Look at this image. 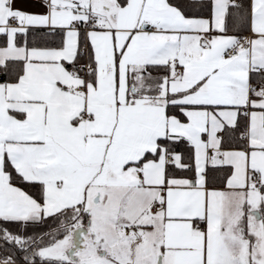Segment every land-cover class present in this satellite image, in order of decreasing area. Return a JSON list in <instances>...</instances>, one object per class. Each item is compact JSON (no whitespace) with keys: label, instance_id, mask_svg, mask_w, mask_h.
I'll return each mask as SVG.
<instances>
[{"label":"snow or ice","instance_id":"obj_1","mask_svg":"<svg viewBox=\"0 0 264 264\" xmlns=\"http://www.w3.org/2000/svg\"><path fill=\"white\" fill-rule=\"evenodd\" d=\"M0 264H264V0H0Z\"/></svg>","mask_w":264,"mask_h":264},{"label":"crops","instance_id":"obj_2","mask_svg":"<svg viewBox=\"0 0 264 264\" xmlns=\"http://www.w3.org/2000/svg\"><path fill=\"white\" fill-rule=\"evenodd\" d=\"M17 7L30 8V5L28 3H18ZM30 10H35V9H30Z\"/></svg>","mask_w":264,"mask_h":264}]
</instances>
